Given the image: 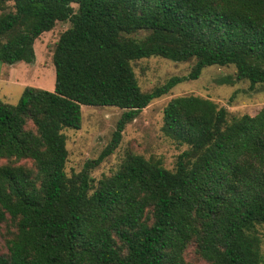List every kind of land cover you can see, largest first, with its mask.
I'll return each mask as SVG.
<instances>
[{
	"label": "trees",
	"instance_id": "obj_1",
	"mask_svg": "<svg viewBox=\"0 0 264 264\" xmlns=\"http://www.w3.org/2000/svg\"><path fill=\"white\" fill-rule=\"evenodd\" d=\"M58 21L70 26L53 50L54 90L0 99V220L16 229L0 264H193L191 246L208 264H264V106L231 118L210 98L173 97L163 130L188 146L175 169L129 152L113 174H91L143 108L205 67L264 83V0H0V65L33 63ZM152 56L191 70L143 91L132 62ZM82 105L123 112L69 175L64 129L82 127Z\"/></svg>",
	"mask_w": 264,
	"mask_h": 264
},
{
	"label": "rangeland",
	"instance_id": "obj_2",
	"mask_svg": "<svg viewBox=\"0 0 264 264\" xmlns=\"http://www.w3.org/2000/svg\"><path fill=\"white\" fill-rule=\"evenodd\" d=\"M74 6L77 7L76 4ZM69 26V21H58L52 30L43 33L36 40V60L33 63L20 61L13 65H0V99L16 104L26 86L54 90L56 69L53 50L60 34ZM144 35L145 32L132 34L137 37ZM132 63L143 91L153 90L172 76L188 74L192 66L191 61L177 62L161 56L143 58ZM235 76L234 65L207 66L198 79L185 80L168 94L152 100L126 125L119 146L92 169V176L97 181L113 174L129 152L159 160L166 168L175 169L179 154L188 146L179 144L163 130L164 107L173 97L193 94L210 98L219 106L227 108L231 118L242 114H256L264 106V83L256 84L254 88L250 87L248 80L224 83L227 78ZM122 112L123 109L116 106L82 105V127L64 129L68 149L65 170L69 175L80 171L85 161L96 158L107 146ZM6 162L7 160L0 161ZM256 227L261 235L264 259V223ZM15 230L11 220H0V254L7 253V241L13 237ZM186 258L193 264H208L196 255L193 246L187 250Z\"/></svg>",
	"mask_w": 264,
	"mask_h": 264
}]
</instances>
